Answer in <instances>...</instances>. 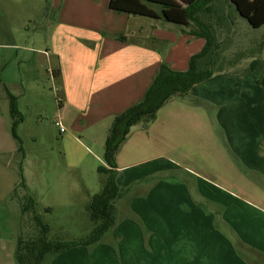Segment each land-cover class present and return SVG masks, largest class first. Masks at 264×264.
Listing matches in <instances>:
<instances>
[{
	"label": "crops",
	"instance_id": "0c3cea01",
	"mask_svg": "<svg viewBox=\"0 0 264 264\" xmlns=\"http://www.w3.org/2000/svg\"><path fill=\"white\" fill-rule=\"evenodd\" d=\"M108 5L51 0L44 51L63 99L58 109L75 111L69 125L82 136L89 131L92 145H104L113 119L142 99L161 64L184 72L205 43L191 35L193 27ZM0 34L10 40L9 29ZM259 58L264 62V43ZM241 64L171 97L153 122L129 131L115 155L121 195L114 225L95 245L53 254L51 264H264L263 65L257 57ZM0 83L3 130L12 123L6 92L17 97L10 82Z\"/></svg>",
	"mask_w": 264,
	"mask_h": 264
},
{
	"label": "rangeland",
	"instance_id": "374dc122",
	"mask_svg": "<svg viewBox=\"0 0 264 264\" xmlns=\"http://www.w3.org/2000/svg\"><path fill=\"white\" fill-rule=\"evenodd\" d=\"M50 4L51 0L0 2V28L11 32L10 40L0 34V43L12 45L11 49L0 48V81L11 83L8 89L17 97L18 111L24 119L17 128L23 158L10 126L0 130V264H18L15 258L18 238L35 240L40 234L31 212L21 213L24 199L33 200L35 214L48 227L47 242L79 240L86 238L94 227L88 204L105 181V175L97 171L98 167H105L104 145L90 144L89 131L82 136L73 130L69 122L75 111L58 109L63 99L57 96V85L46 70L50 65H46L44 55L53 29ZM233 17V32H218L226 68L238 54L242 53L241 64L249 54L256 53L257 43L264 37V26L254 29L235 13ZM16 45L22 49H16ZM235 68L236 64L227 69ZM3 101L4 93L0 89L1 116L5 110ZM3 119L7 122L6 117ZM56 121L64 132L55 126ZM3 135H6L5 144ZM163 175L148 177V182L141 184L156 185ZM175 175L186 179L182 171ZM114 206V218H118ZM52 258V253L45 254L41 264H51Z\"/></svg>",
	"mask_w": 264,
	"mask_h": 264
},
{
	"label": "trees",
	"instance_id": "16d2710c",
	"mask_svg": "<svg viewBox=\"0 0 264 264\" xmlns=\"http://www.w3.org/2000/svg\"><path fill=\"white\" fill-rule=\"evenodd\" d=\"M108 7L117 13L162 19L181 27H193L195 30L190 32L191 35L203 38L204 46L200 52L189 58L188 68L184 72L173 71L161 64L142 99L113 119L104 142L102 159L105 167L100 166L97 169L105 175V181L101 191L95 194L88 204L94 227L86 238L68 242H47L45 235L48 227L43 225L35 214L33 200L30 197L24 199L21 213L31 212L32 220L39 227L40 234L35 240L24 241L18 238L15 250L18 264H41L47 253H61L74 247H88L98 243L115 222L113 202L121 195L116 185L115 155L129 131L135 126H145L153 122L157 110L171 97H185L193 85L206 81L215 74L226 73L230 70L227 68L239 63L242 53L238 54L234 61H230L227 68L224 67V58L221 56L223 43L218 39L219 31L224 34L233 32L234 13L246 20L251 28L264 26V0H109ZM119 39L125 40L124 37ZM263 43L264 37L257 43L256 53H251L246 58L257 57L263 65V75L258 83L264 87V62L259 58ZM6 93L12 119L11 134L18 143V152L23 158L20 139L17 136L21 115L16 98L9 92ZM19 168L21 169V163ZM21 185L24 186V183L21 182Z\"/></svg>",
	"mask_w": 264,
	"mask_h": 264
},
{
	"label": "built area",
	"instance_id": "2783aa9c",
	"mask_svg": "<svg viewBox=\"0 0 264 264\" xmlns=\"http://www.w3.org/2000/svg\"><path fill=\"white\" fill-rule=\"evenodd\" d=\"M60 99L57 98V101H59ZM55 126L59 127V131L62 133L64 132V128L61 126L60 122L56 121L55 123Z\"/></svg>",
	"mask_w": 264,
	"mask_h": 264
}]
</instances>
